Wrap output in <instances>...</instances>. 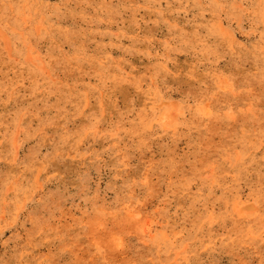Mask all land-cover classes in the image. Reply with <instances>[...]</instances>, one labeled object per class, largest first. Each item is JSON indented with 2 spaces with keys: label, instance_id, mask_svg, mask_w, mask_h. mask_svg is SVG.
Instances as JSON below:
<instances>
[{
  "label": "rangeland",
  "instance_id": "obj_1",
  "mask_svg": "<svg viewBox=\"0 0 264 264\" xmlns=\"http://www.w3.org/2000/svg\"><path fill=\"white\" fill-rule=\"evenodd\" d=\"M0 264H264V0H0Z\"/></svg>",
  "mask_w": 264,
  "mask_h": 264
}]
</instances>
